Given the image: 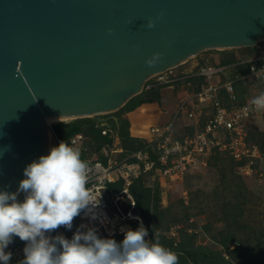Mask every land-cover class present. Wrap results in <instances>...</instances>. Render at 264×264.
<instances>
[{
  "label": "water",
  "instance_id": "obj_1",
  "mask_svg": "<svg viewBox=\"0 0 264 264\" xmlns=\"http://www.w3.org/2000/svg\"><path fill=\"white\" fill-rule=\"evenodd\" d=\"M261 42L264 0H0V188L59 145L49 119L106 124L154 77Z\"/></svg>",
  "mask_w": 264,
  "mask_h": 264
},
{
  "label": "built area",
  "instance_id": "obj_2",
  "mask_svg": "<svg viewBox=\"0 0 264 264\" xmlns=\"http://www.w3.org/2000/svg\"><path fill=\"white\" fill-rule=\"evenodd\" d=\"M255 48V55L234 64L205 63L180 75L171 70L167 72L171 73L169 76L164 73L154 77L155 84L148 88L193 79H203L204 83L196 86L199 89L193 90L181 101L172 122L154 127L151 136L144 138L147 142L145 148L128 158L120 159L123 150L113 143L112 147L102 149L106 160L104 163L96 160V153L88 154L83 135L78 134L71 139L70 144L80 150L81 158L89 165L87 191L91 200L100 202L96 211L103 220L102 223L100 220L91 221L81 213L80 225L97 227L103 237L124 235L121 231L124 226L133 229L132 223H140L135 217L142 219L129 189L134 178L146 174L154 182L161 177L170 182L182 181L188 173L208 167L210 158L217 152L229 154L236 162H243L239 167L241 176L246 174L252 178L256 174L254 166L263 155L259 146L249 143L246 122L264 116V111L256 110L251 104L255 96L264 93V42ZM244 67H248L245 74L242 73ZM239 83L248 88L245 102L241 104L237 89ZM249 87L257 89L251 99ZM181 115L191 121L184 125L183 131L192 128V134L180 132L178 135L174 122ZM130 159L134 162H129ZM119 182L123 183L121 191L112 187ZM76 229H72L73 234ZM24 247L25 244L6 249L12 252L10 264H20L24 259Z\"/></svg>",
  "mask_w": 264,
  "mask_h": 264
},
{
  "label": "clouds",
  "instance_id": "obj_3",
  "mask_svg": "<svg viewBox=\"0 0 264 264\" xmlns=\"http://www.w3.org/2000/svg\"><path fill=\"white\" fill-rule=\"evenodd\" d=\"M147 26L152 28L154 23L149 21ZM160 56L154 54L148 66ZM251 104L264 111V93ZM88 169L80 150L61 141L24 168L16 192L0 188V264H10L12 252L6 249L16 237L26 242L20 264H178L173 251L155 237L147 238L149 229L139 217H135L139 227L121 229L122 241L103 237L97 227L85 224L71 238L52 234L61 226L71 230L81 213L103 222L96 211L100 202L91 200L87 191Z\"/></svg>",
  "mask_w": 264,
  "mask_h": 264
},
{
  "label": "trees",
  "instance_id": "obj_4",
  "mask_svg": "<svg viewBox=\"0 0 264 264\" xmlns=\"http://www.w3.org/2000/svg\"><path fill=\"white\" fill-rule=\"evenodd\" d=\"M245 50L247 53H244L241 57L233 54L235 50L226 51L224 52L225 56L222 60L215 65L234 64L244 59V57L246 58L247 56L256 54L255 47ZM247 71L248 67L242 69L243 74L247 73ZM149 83H147L142 94L136 96L125 107L112 114L111 117L113 118H108L109 121L106 124H100L90 118L55 124L53 126V132L57 140L59 143L61 141L70 143L73 137L81 134L86 138L88 154L92 155L96 153V160L104 163L106 160L102 149L106 146L112 147L111 145L115 142L116 137L119 139L118 146L123 150L120 154V159L128 158L133 153L144 149L147 142L142 138H137L132 135L131 123L127 115L145 104L162 103V86L148 88ZM188 83H193L195 87H199L204 83V80L193 79ZM198 89L196 88L194 90L197 91ZM237 89L239 90V103H244L248 88L243 87L239 83ZM185 130V134L187 135L193 133L192 128H186ZM248 133L249 143L259 146L264 158V134L254 133L250 130H248ZM129 162H134V160L130 159ZM260 162L261 160H258L254 166L256 172L260 168ZM225 164L230 165L231 174L236 171L237 176L242 179V176L239 174V167L243 162H236L229 154L215 153L210 158L208 166L215 167ZM257 175L260 176L259 172ZM187 178L188 176L185 180ZM148 180L149 177L146 174L134 178L129 188L130 192L136 201L145 227L149 229V236L147 238L153 239L155 237L161 244L173 251L178 259V264H264V227H262V223L259 221L257 225L244 222L246 213L245 193L241 196L243 197V202L240 196L233 195L235 194L234 192L231 193L233 198H230L227 202L225 201L221 217V221L224 222L225 226L222 230L219 232L214 231L211 223H208L204 227L207 232L206 234L212 237V241L222 247V250H219L215 246L202 244L199 242V233L189 231V226L185 225L190 221L191 216L189 214H185L181 218L178 215L172 214V207L163 208L160 185L155 182L154 187L148 186ZM122 184V182L115 183L112 187L117 191H121L123 188ZM239 186L241 185L238 184L236 187ZM20 198L23 199V194H21ZM181 205L186 207L184 201H181ZM201 211H204V209L201 208ZM79 225L80 220L79 216H77L73 220L72 229ZM132 227L136 229L139 225L135 222L132 223ZM173 227L178 229L177 236H171L170 234ZM72 229L68 230L61 226L53 234L62 233L66 237L71 238L73 235ZM112 238H115L117 241H122L124 235H115ZM25 243L16 237L14 242L9 246L13 248Z\"/></svg>",
  "mask_w": 264,
  "mask_h": 264
},
{
  "label": "rangeland",
  "instance_id": "obj_5",
  "mask_svg": "<svg viewBox=\"0 0 264 264\" xmlns=\"http://www.w3.org/2000/svg\"><path fill=\"white\" fill-rule=\"evenodd\" d=\"M224 52L226 51L204 52L183 66L172 70V72L180 75L183 72L192 70L197 65L205 63L217 64L225 56ZM244 53H247L245 49L233 52L237 57H241ZM170 74L167 73L166 75L169 76ZM155 81L156 78L150 80L149 86L155 84ZM195 88V84H189L188 82L162 86L163 100L161 104L151 103L141 106L130 115L131 120L129 119V115L127 116L132 125L133 135L144 139L151 136L154 127L164 126L172 122L181 101L187 94H191ZM256 90L254 87H249V99L256 95ZM111 115H101L99 117L101 119H110L113 118ZM189 122H191L190 119L185 115H181L174 122L178 135L180 132L186 131H183L184 125H187ZM55 124L58 123H52L51 126L53 127ZM246 124L248 130L264 134V116L250 119ZM115 143L119 144L117 137L115 138ZM258 172L260 176L257 175ZM243 175L241 179L237 176L236 171L231 174L230 165L225 164L215 167L208 166L190 172L187 174V180L170 182L166 178L161 177L156 182L161 188L162 207H172V214L178 215L181 218L185 214H189L191 216L190 221L184 224L189 226L190 232L196 231L199 233V242L222 250V247L214 243L211 239L212 237L206 234L207 232L204 227L208 223H211L214 231L219 232L224 228V222L221 221L223 206L225 201L227 202L230 198H233L232 192L235 193L233 194L235 196L241 197L244 193L246 195L244 222L257 225L259 221L262 223V227H264V158L261 159L260 168L252 178L246 174ZM238 184L241 186L236 187ZM147 185L154 187L155 182L149 178ZM181 201H184L186 207L181 205ZM241 201L243 202V197H241ZM201 208L204 211H201ZM177 233L178 229L173 227L170 233L171 236H177Z\"/></svg>",
  "mask_w": 264,
  "mask_h": 264
},
{
  "label": "bare ground",
  "instance_id": "obj_6",
  "mask_svg": "<svg viewBox=\"0 0 264 264\" xmlns=\"http://www.w3.org/2000/svg\"><path fill=\"white\" fill-rule=\"evenodd\" d=\"M58 121H59V120L49 119V120H48V124L50 125V124L55 123V122H58ZM123 228H124V229H127V228H130V227L127 225V226H124Z\"/></svg>",
  "mask_w": 264,
  "mask_h": 264
},
{
  "label": "crops",
  "instance_id": "obj_7",
  "mask_svg": "<svg viewBox=\"0 0 264 264\" xmlns=\"http://www.w3.org/2000/svg\"><path fill=\"white\" fill-rule=\"evenodd\" d=\"M145 105H147V104H145ZM133 113V112H132ZM132 113H129L128 115H129V119H130V115L132 114ZM127 115V116H128ZM131 120V119H130ZM131 133H132V125H131ZM132 135H133V133H132ZM134 136V135H133Z\"/></svg>",
  "mask_w": 264,
  "mask_h": 264
}]
</instances>
